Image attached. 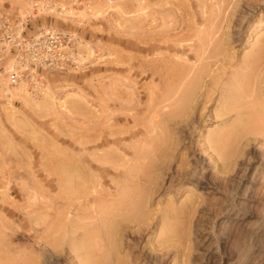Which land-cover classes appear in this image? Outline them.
<instances>
[{"label": "rangeland", "instance_id": "374dc122", "mask_svg": "<svg viewBox=\"0 0 264 264\" xmlns=\"http://www.w3.org/2000/svg\"><path fill=\"white\" fill-rule=\"evenodd\" d=\"M201 1L0 0V264H264V127L219 158L208 137L238 118L215 115L217 96L203 127L164 125L179 141L167 155L148 149L160 128L130 131L151 122L165 56L192 64L190 47L219 42L233 71L264 47V0ZM88 226L114 228L119 249L84 251Z\"/></svg>", "mask_w": 264, "mask_h": 264}, {"label": "bare ground", "instance_id": "6f19581e", "mask_svg": "<svg viewBox=\"0 0 264 264\" xmlns=\"http://www.w3.org/2000/svg\"><path fill=\"white\" fill-rule=\"evenodd\" d=\"M203 1V0H202ZM200 2L201 4L203 2ZM182 5V4H181ZM203 6V5H202ZM182 7V6H181ZM202 10V9H201ZM185 11V10H184ZM209 15V14H208ZM210 23V22H209ZM208 23V25H209ZM213 24V23H212ZM215 25V24H214ZM213 26V25H212ZM211 26V27H212ZM188 27V26H187ZM194 28V26H192ZM192 28H190L191 31ZM195 29V28H194ZM194 29H193V33H194ZM199 29V28H198ZM186 30V29H185ZM197 30V27H196ZM206 30V28L204 29V31ZM211 31L214 32V29H211ZM183 31V30H182ZM189 31V32H190ZM199 31V32H198ZM198 32L200 33V29ZM203 31V30H202ZM201 31V33H202ZM216 31V30H215ZM188 33V31H185ZM211 32V37H213ZM183 33V32H182ZM187 33H185L187 35ZM193 33H191L192 35H194ZM190 34V35H191ZM215 34V32H214ZM191 35V36H192ZM197 35V36H196ZM195 37H199L198 41L201 40L200 36L201 34H196ZM180 36V35H179ZM183 36H185L183 34ZM182 36V37H183ZM209 36V34H208ZM189 38H194V37H190L187 36ZM186 38V36H185ZM210 38V36H209ZM202 39H204L202 37ZM208 40V38H205ZM212 40V39H211ZM184 41V38H183ZM210 41V40H209ZM216 42V41H215ZM211 45V43H210ZM214 47H213V46ZM211 47L205 45V43L203 42V46L204 47H190L189 49L191 50L190 52L186 51V59L191 60V63L185 64V63H180L177 61H172L173 59H169L168 57L165 56V58H167L166 63L163 65V68L160 69H155L151 72V77L154 78L156 76H159L160 81H161V87L156 91V94L153 96V102H149L150 105L151 103H153V108L151 109L150 107H147L150 109V115L151 116V122L149 124V122L147 124H145V126L143 127V125H141L142 127H140V125L138 127H136V129H132L130 130L131 133L134 132H139V133H150L152 134V132L156 131L155 129L160 128L161 131L157 130L158 132L155 134V132L152 135H148L151 136L150 138V142L152 143V145L148 144L147 142H145L144 145H146V143L148 144V149L153 148V151L158 150V156H160V151L162 152H166L168 150L171 151V149H176V146L179 144L178 139H176L175 137L172 136L173 131H166V128H164V125H170L172 126V130L175 128H179L181 127H185V128H189L192 126H195V124L197 122H199L201 124V127H203L205 125V122H202L201 119L205 118L207 112L206 110L209 108V104L215 102L217 96H218V102L217 104L220 105L222 108L220 111H215V115L219 116V115H227V117L233 115L234 113L237 116V120L238 123H232L229 125H227V128L225 127L223 130L220 129V131H218L217 133L213 132V134L211 136H209L208 140H210L209 142H211V146L213 147V149L218 150L221 154L223 151L228 150L229 147L231 145H233V142L235 140H237V138H239L240 134L242 132H244L246 135V132H250L252 130H257L259 132H261V129H263L264 127V99L262 98V96H264V47H261L258 49V51L251 57V59L246 58L245 63L243 64V66L237 68V69H233V71L230 70V64L224 61L223 57V52L225 47H220V43L216 42L215 45L212 43ZM195 46V45H194ZM202 46V45H201ZM207 46V47H206ZM170 48V47H168ZM177 50H179L180 52L184 53L185 51V47H178ZM175 52V51H174ZM173 52V54H174ZM178 52V51H177ZM176 53V52H175ZM177 54V53H176ZM180 55V54H179ZM161 56V55H160ZM164 56V54L162 55ZM161 56V57H162ZM171 56V54H170ZM177 57V56H176ZM179 57V56H178ZM185 57V56H184ZM163 59V58H162ZM175 59V58H174ZM183 59V58H182ZM159 60V59H158ZM186 60V61H187ZM165 62V59L162 61V63ZM221 62V63H220ZM229 62V61H228ZM190 64V65H189ZM157 66V65H156ZM160 65L158 64L157 67H159ZM162 66V65H161ZM160 66V67H161ZM143 68V67H142ZM141 72V70H140ZM139 72V73H140ZM141 74L145 77L148 76V70L147 69H143ZM150 80V79H149ZM154 80V79H153ZM145 81V80H144ZM151 82V81H150ZM160 84V83H159ZM158 84V85H159ZM252 86L256 87L252 89ZM155 87V86H154ZM158 87V86H157ZM149 88V87H148ZM153 88V87H152ZM150 90V89H149ZM153 91V90H152ZM151 91V92H152ZM149 92V91H148ZM149 92L151 95H153V92L151 93ZM148 93V94H149ZM138 94V93H137ZM150 94L148 95V97L150 96ZM252 97L254 98V100L252 99ZM251 98V99H250ZM149 99V98H148ZM250 100H253L252 102ZM147 101V100H146ZM138 102V101H137ZM217 105V106H218ZM143 108V107H142ZM155 108V109H154ZM167 109V110H166ZM202 109V110H201ZM148 110V109H147ZM153 110V112H152ZM143 111V110H142ZM144 112V111H143ZM142 112V114H143ZM148 112V113H149ZM152 112V115H151ZM214 112V111H213ZM110 114V113H109ZM115 114V113H113ZM112 114V115H113ZM98 115V114H97ZM116 115V114H115ZM99 116V115H98ZM137 116V115H136ZM147 116V118H148ZM97 118V116H95ZM113 117V116H112ZM134 117V116H133ZM146 117V116H145ZM228 117V118H229ZM99 118V117H98ZM111 118V117H110ZM109 118V119H110ZM138 118V116H137ZM136 118V119H137ZM232 118V117H231ZM100 119V118H99ZM102 119V118H101ZM105 119V118H104ZM108 119V121H109ZM145 120V118H142ZM179 119V120H178ZM226 118H224L225 120ZM230 119V118H229ZM103 120V119H102ZM107 120V119H106ZM113 120V118H112ZM104 122H106L105 120H103ZM136 121V120H135ZM140 121H142L140 119ZM148 120H146L147 122ZM201 121V122H200ZM226 122V121H225ZM237 122V121H236ZM145 123V121H144ZM112 124V123H111ZM134 124V123H132ZM136 124H138V122L136 121ZM141 124V123H140ZM227 124V123H226ZM103 125V124H102ZM93 126V125H92ZM96 126V125H95ZM97 127V126H96ZM167 127V126H166ZM168 128V127H167ZM90 130V129H89ZM171 130V129H170ZM242 130V132H240ZM94 133V132H93ZM106 133V132H105ZM118 133V132H117ZM115 132L111 130V135H114ZM155 134V135H154ZM99 135V134H98ZM95 136V135H94ZM146 135V138L148 137ZM89 137V136H87ZM262 137V136H261ZM144 139L145 141H147L148 139ZM240 139V138H239ZM121 140V139H120ZM113 142H117V137L112 139ZM235 143H237L236 141L234 142V146ZM116 144V143H115ZM239 144V143H238ZM134 145V144H132ZM210 146V147H211ZM233 146V147H234ZM135 147V146H134ZM232 147V150H234ZM237 147V146H236ZM235 147V148H236ZM138 149V148H137ZM135 152V157L136 158H145L146 154H142L141 151H137ZM231 149V148H230ZM229 149V150H230ZM237 149V148H236ZM84 150V149H83ZM152 150V149H150ZM212 151V150H211ZM108 153V152H107ZM113 153V152H111ZM232 154V152L229 151V154ZM235 154V151L233 152ZM103 154V153H102ZM106 154V153H105ZM104 154V155H105ZM156 154V153H155ZM154 154V155H155ZM169 154L166 152V155ZM226 154V152H225ZM230 154V155H231ZM106 156L108 157V155L106 154ZM114 158L116 155H113ZM219 156V158H223V153L221 155H217ZM229 156V155H228ZM227 156V157H228ZM232 156V155H231ZM229 156V157H231ZM67 157V156H66ZM99 156H97L98 158ZM110 157V155H109ZM117 157V156H116ZM100 158V157H99ZM126 158V157H125ZM142 158V159H143ZM65 159V158H64ZM103 158H101L100 160H102ZM112 159V157H111ZM123 159V158H122ZM182 161L185 162L187 160L186 157H181ZM225 159V156H224ZM227 159V158H226ZM229 159V158H228ZM66 160V159H65ZM105 161L109 162L108 158L104 159ZM113 160V159H112ZM121 160V158H120ZM71 161V160H70ZM111 161V160H110ZM141 162V160H139ZM143 161V160H142ZM150 161V160H149ZM115 162V161H114ZM138 162V160H137ZM139 162V163H140ZM191 162V161H190ZM110 163V162H109ZM136 163V162H135ZM146 163V162H144ZM115 164V163H113ZM147 164V163H146ZM155 164V163H154ZM188 164V163H187ZM88 165V164H87ZM116 165V164H115ZM122 165V164H121ZM138 165V164H136ZM135 165V166H136ZM151 165V164H149ZM185 165V164H184ZM117 166V165H116ZM155 166V165H154ZM118 167V166H117ZM131 167V166H130ZM134 167V166H133ZM140 167V166H139ZM143 168V166H141ZM148 167V166H147ZM151 167V166H150ZM49 168V167H48ZM132 168V167H131ZM141 168V169H142ZM186 168V166L184 167ZM151 169V168H150ZM139 170V169H138ZM137 170V172H139ZM132 171L134 172V169H132ZM146 171V170H145ZM190 171V170H189ZM184 175L188 174L189 172L186 171L185 169H183L181 171ZM192 172V171H190ZM130 173V172H129ZM144 173V172H143ZM132 174H130L131 177ZM147 175V174H146ZM145 175V176H146ZM128 176V174H127ZM144 176V175H143ZM144 176V177H145ZM150 177V176H149ZM77 178V177H76ZM143 178V177H142ZM151 179V178H150ZM148 180V179H146ZM86 182V181H85ZM88 183V182H87ZM121 183V182H120ZM80 185V184H79ZM127 185V184H126ZM125 185V186H126ZM131 185H128L127 187H129ZM91 187V186H90ZM122 187V184H121ZM133 187V185H132ZM131 187V188H132ZM136 187V186H135ZM138 191H140V194L144 191H141L142 189H140V187ZM149 188V187H148ZM76 189V188H75ZM120 189V188H119ZM134 189V188H133ZM59 190V189H58ZM71 190V189H69ZM79 190V189H78ZM130 190V188H129ZM147 190V188H146ZM145 190V191H146ZM77 191V189H76ZM92 191V190H91ZM122 191V190H121ZM144 191V192H145ZM149 191V190H147ZM137 192V189H136ZM143 192V193H144ZM79 193H83L79 190ZM89 192H86V194ZM142 193V195H143ZM144 194H149L148 197L150 196L149 192H145ZM68 195V194H67ZM78 195V194H77ZM94 195V194H93ZM99 195V194H98ZM124 197H129L130 196V200H131V194L130 191L124 190L123 194ZM127 195V196H126ZM129 195V196H128ZM79 196V195H78ZM77 196V197H78ZM104 196H109L107 194H105ZM95 197V196H94ZM97 197V195H96ZM103 197V195H102ZM120 197V196H119ZM123 197V196H122ZM123 197V198H124ZM147 197V198H148ZM53 198V197H52ZM63 198V197H62ZM100 198V197H99ZM105 197H103V200ZM110 197H108L109 199ZM121 198V197H120ZM123 198H121V200L118 201L121 203ZM124 198V201H125ZM136 198V197H135ZM147 198H143L147 199ZM50 199V198H49ZM95 199V198H93ZM138 199V197L135 199H133L134 202H136ZM102 200V201H103ZM113 200V199H111ZM110 200V201H111ZM116 200V199H115ZM139 200V199H138ZM137 202L135 205H141L142 203H146L148 202L147 200H145L144 202ZM109 201V200H108ZM121 203L123 206L128 203V200H126V202ZM88 202V201H87ZM83 203L86 205L87 203H85L83 201ZM102 203V202H100ZM107 203V202H106ZM109 203V202H108ZM113 203V202H112ZM96 204V203H95ZM93 204V205H95ZM119 204V203H117ZM116 204V207H117ZM90 204H88L89 206ZM114 205V204H113ZM132 205V204H131ZM144 205V204H143ZM189 205L191 206V203H189ZM101 207V205H99ZM98 206V208H100ZM115 206V205H114ZM146 206V204H145ZM107 207V206H106ZM105 207V208H106ZM109 207V206H108ZM66 208V207H65ZM77 208V207H76ZM95 208V207H94ZM97 208V205H96ZM111 208V207H110ZM109 208V209H110ZM112 208H114L112 206ZM55 209V208H54ZM87 209V208H86ZM107 209V208H106ZM85 210V208H84ZM96 209H94L95 211ZM102 210V209H101ZM133 210V209H132ZM57 211V210H56ZM89 211V210H88ZM104 211H106L104 209ZM117 210H115L116 212ZM86 212V211H85ZM103 212V211H102ZM101 212V213H102ZM107 212V211H106ZM130 212V211H129ZM132 212V211H131ZM142 212V211H141ZM51 212H49L50 215ZM90 213V211H89ZM104 213V212H103ZM102 213V215H103ZM87 214V213H86ZM98 214V213H97ZM127 214V213H126ZM139 214V213H138ZM94 215V214H93ZM101 215V216H102ZM110 215V214H109ZM112 215V214H111ZM119 215V214H118ZM54 216V215H53ZM57 216V215H56ZM77 217L80 215L77 214ZM84 216V214H83ZM81 216L80 219L83 217ZM105 216V215H104ZM114 216V215H113ZM120 216H125L123 215H119ZM86 216H84L82 219H84ZM99 217V215H98ZM53 218V217H52ZM62 218V217H61ZM60 218V219H61ZM79 219V218H78ZM81 219V220H82ZM87 219V218H86ZM94 220V219H93ZM54 221V220H52ZM64 222V220H62ZM61 221V222H62ZM73 223L75 222L76 224L80 221L77 219L74 221L72 220ZM71 221V222H72ZM104 221V220H103ZM107 221V220H106ZM112 221V220H111ZM55 222V221H54ZM59 222V221H58ZM101 222V221H100ZM113 222V221H112ZM41 223V222H40ZM74 223V224H75ZM83 223V222H81ZM85 223V222H84ZM87 223V222H86ZM111 223V222H110ZM65 224V223H64ZM69 224V223H68ZM72 224V223H70ZM59 225V224H58ZM57 225V226H58ZM78 225H81L80 223ZM88 225V224H86ZM85 225V226H86ZM113 225H115V222L113 223ZM118 225V224H117ZM54 226V225H53ZM62 226V225H61ZM67 226V225H66ZM65 226V227H66ZM84 226V225H83ZM90 226V225H89ZM88 226V227H89ZM36 227V226H35ZM96 227V226H95ZM109 227V226H108ZM108 227H104L101 228L102 230L100 231V234L102 233V236L100 235L98 237V235L96 234L97 229H92L91 227L87 228V232L84 234H87V236L85 237L86 240L85 242L81 244L82 245V249H84L85 247L88 248V250H92L94 249V242H99L100 240V245L102 246L101 242L103 243L104 239L105 242L109 241V246L112 249H117L114 248L115 246H112L114 244L113 241H117V238L112 239L113 234H117L115 229L112 228L113 230H111L112 232H114L112 234L111 231H109L111 228L109 227V230L106 231L108 229ZM112 227V226H111ZM50 228V227H49ZM54 228V227H52ZM57 228H60V225ZM64 227H61V229H63ZM67 228V227H66ZM82 228V227H81ZM80 228V229H81ZM84 228V227H83ZM86 228V227H85ZM106 228V229H105ZM72 229V228H71ZM79 229V228H78ZM105 229V230H104ZM85 230V229H84ZM117 230V228H116ZM119 231V230H118ZM47 232V231H46ZM74 232V231H73ZM36 233V232H34ZM53 233H51L52 235ZM62 234V233H61ZM60 234V235H61ZM70 234V233H68ZM74 234V233H73ZM114 234V235H115ZM120 234V233H119ZM48 235V233H47ZM59 235V236H60ZM72 235V234H71ZM80 236V235H79ZM43 237V235H42ZM41 237V238H42ZM69 237V236H68ZM74 237V235H73ZM81 237V236H80ZM101 237V238H100ZM78 238V237H77ZM98 238L100 240H98ZM70 239V238H69ZM73 239V238H72ZM80 239V238H79ZM48 240V239H47ZM55 240V238H54ZM56 241V240H55ZM64 241V240H63ZM71 241V240H70ZM111 241V242H110ZM53 242V241H52ZM73 242V240L71 241ZM113 242V244H112ZM55 243V242H54ZM58 243V242H57ZM67 243V241H66ZM94 243V244H93ZM110 243L112 245H110ZM116 243V242H115ZM118 243V242H117ZM52 244V243H51ZM70 244V243H69ZM76 244V243H75ZM73 244V245H75ZM80 244V243H78ZM78 247H80L81 245H78ZM92 246H91V245ZM98 244V243H97ZM96 244V245H97ZM107 244V242H106ZM48 245V243H47ZM85 245V247L83 246ZM116 246L119 244H115ZM58 246V245H56ZM99 246V245H98ZM112 246V247H111ZM100 247V246H99ZM54 248V247H52ZM56 248V247H55ZM75 248V247H74ZM73 248V249H74ZM85 248V249H86ZM106 249L105 247H101L98 250L101 249ZM77 249V248H76ZM81 249V250H82ZM84 251H87V249ZM110 249V250H112ZM119 249V248H118ZM97 250V251H98ZM72 251V250H71ZM96 250L94 249L93 252H95ZM107 253H105L104 255H109L108 254V250H106ZM116 252V251H114ZM113 252V253H114ZM84 253V252H83ZM82 253V254H83ZM87 253H89L87 251ZM86 255V253L84 254ZM90 255V254H89ZM22 256V255H21ZM23 258V257H22ZM23 260H28V257ZM28 262V261H27ZM26 262V263H27ZM23 262H21L22 264Z\"/></svg>", "mask_w": 264, "mask_h": 264}, {"label": "built area", "instance_id": "2783aa9c", "mask_svg": "<svg viewBox=\"0 0 264 264\" xmlns=\"http://www.w3.org/2000/svg\"><path fill=\"white\" fill-rule=\"evenodd\" d=\"M51 37H53V35H51ZM7 38H9V37H7ZM23 41H24L23 44L17 43V46L19 47V49H22V50H23L24 45H25V47H26V42H27V40H26L25 37L23 38ZM9 77H10V80H11L12 82H16L17 79H18V73L15 72V71H12V72L10 73Z\"/></svg>", "mask_w": 264, "mask_h": 264}]
</instances>
